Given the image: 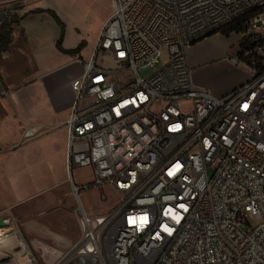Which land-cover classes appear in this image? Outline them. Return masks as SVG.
<instances>
[{"label":"built area","instance_id":"built-area-1","mask_svg":"<svg viewBox=\"0 0 264 264\" xmlns=\"http://www.w3.org/2000/svg\"><path fill=\"white\" fill-rule=\"evenodd\" d=\"M112 6L63 126L67 170L93 171L73 195L93 187L106 202L110 189L118 204L93 219L78 203L82 235L62 264H264V0ZM249 14L239 38L255 47L234 60L248 81L223 97L195 86L188 48ZM0 219V264H40L16 218Z\"/></svg>","mask_w":264,"mask_h":264},{"label":"rangeland","instance_id":"rangeland-1","mask_svg":"<svg viewBox=\"0 0 264 264\" xmlns=\"http://www.w3.org/2000/svg\"><path fill=\"white\" fill-rule=\"evenodd\" d=\"M32 1H40L41 8L55 11L66 24L79 29L89 43L84 55L89 60L104 21L113 13L112 0ZM25 3L22 0L14 7L22 12ZM14 7L13 10L8 7L13 12L10 21L16 14ZM6 9L1 8L0 12ZM35 19H46L55 24L50 15ZM240 60L243 61L242 58ZM96 63L115 67L104 52H100ZM77 68L81 70L79 65ZM241 70L244 76L249 75L246 69ZM30 79L32 76L19 73L11 76L9 88L12 90H9L0 76V101L4 104L0 108V217L12 214L16 218L25 241L36 248L33 253L40 264H47L44 259L54 251H57L54 263L62 264L65 261L63 256L82 235L76 214L78 203L82 204L89 217L96 219L109 215L117 206L118 199L110 189H106L108 201L105 202L100 190L93 187L82 191L78 197L73 195L71 180L78 186L92 184V168L67 170L66 130L58 123L65 112L59 113L52 108L49 112L47 107L52 105H47L45 110L44 107L33 106L28 95ZM15 96H18L17 101ZM184 107L190 111L191 102H184ZM50 121L55 123L35 134H27L35 124Z\"/></svg>","mask_w":264,"mask_h":264},{"label":"crops","instance_id":"crops-1","mask_svg":"<svg viewBox=\"0 0 264 264\" xmlns=\"http://www.w3.org/2000/svg\"><path fill=\"white\" fill-rule=\"evenodd\" d=\"M25 1V9L21 12L16 10L14 5L22 2V0H0V9L9 7L13 10L14 7L15 16L21 18V20L14 21L10 25L13 29L12 43L7 51L0 54V76L2 82L9 90H12L9 88L11 76L18 73L24 76H32V79L27 84L31 86V89L28 90V95L32 100V105L44 107V110L47 105H52V107H47L49 112L52 109L59 113L65 112L64 117L58 122L63 125L74 101L71 83L74 78L82 73L84 64L92 57L89 60L84 58L89 48V43L84 40L85 37L76 26L66 24L59 17L65 24V34L61 43L63 49L72 50L77 48L83 41L87 43L86 48L76 56L60 52L57 49V42L61 35L60 26L55 20L54 25L46 19L36 20L35 17L37 16L49 14L46 12H33L37 9H43L40 7L42 6L40 1ZM108 19L109 17L104 21L103 26ZM239 41V35L232 34L226 37L217 33L188 48L187 62L191 68L195 86L206 88L217 97H223L248 81L249 75L244 76L241 70L246 68L234 62L235 59H240L241 48ZM96 43L97 41L95 45ZM93 52L94 50L92 54ZM78 65L81 67L80 71H78ZM17 98L18 96L14 99L17 101ZM3 107L4 104L0 101V108ZM54 123L51 121L41 122L32 127L40 130ZM64 264L91 263L88 261L84 263L81 260H71Z\"/></svg>","mask_w":264,"mask_h":264},{"label":"trees","instance_id":"trees-1","mask_svg":"<svg viewBox=\"0 0 264 264\" xmlns=\"http://www.w3.org/2000/svg\"><path fill=\"white\" fill-rule=\"evenodd\" d=\"M33 12L34 13H43V12L48 13L60 26L61 35H60L59 41L57 42V49L60 52L67 54V55L76 56L80 54L83 49L86 48L87 43L83 41L75 49H72V50L63 49L61 43H62L64 34H65V24L62 22V20L59 18L56 12L50 9H46V10L37 9ZM252 16L253 14L245 15L235 20L234 22H232L225 28L219 30L217 33L222 34L226 37L232 34L234 35L246 34L248 32V21ZM19 20H21V18L17 16L12 17V23L14 21H19ZM12 35H13V29L10 27V25L5 26L2 34L0 35V54L8 50L9 46L12 43ZM239 46L241 48L240 58L243 59V62L246 61V63H248L247 60H245L246 53L251 51L255 47V44L251 43V41L248 38H244L239 41Z\"/></svg>","mask_w":264,"mask_h":264},{"label":"water","instance_id":"water-1","mask_svg":"<svg viewBox=\"0 0 264 264\" xmlns=\"http://www.w3.org/2000/svg\"><path fill=\"white\" fill-rule=\"evenodd\" d=\"M12 10L7 8L6 10L0 12V35L2 34V26H8L12 24V21H10V17L12 16ZM8 224V221L0 219V226H6Z\"/></svg>","mask_w":264,"mask_h":264},{"label":"bare ground","instance_id":"bare-ground-1","mask_svg":"<svg viewBox=\"0 0 264 264\" xmlns=\"http://www.w3.org/2000/svg\"><path fill=\"white\" fill-rule=\"evenodd\" d=\"M60 257H62V256H60ZM70 257H71V255H70V256H67L66 261H67L68 259H70ZM4 264H10V263H4Z\"/></svg>","mask_w":264,"mask_h":264},{"label":"flooded vegetation","instance_id":"flooded-vegetation-1","mask_svg":"<svg viewBox=\"0 0 264 264\" xmlns=\"http://www.w3.org/2000/svg\"><path fill=\"white\" fill-rule=\"evenodd\" d=\"M3 27H5V26H2V30H3Z\"/></svg>","mask_w":264,"mask_h":264}]
</instances>
